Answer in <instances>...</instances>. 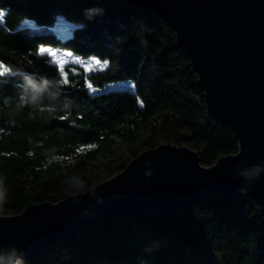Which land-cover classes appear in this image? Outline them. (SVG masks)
<instances>
[{
  "label": "trees",
  "instance_id": "trees-1",
  "mask_svg": "<svg viewBox=\"0 0 264 264\" xmlns=\"http://www.w3.org/2000/svg\"><path fill=\"white\" fill-rule=\"evenodd\" d=\"M0 12V64L9 69L0 76V215L86 192L160 145L196 150L206 167L238 153L159 16L117 0H0ZM40 47L102 67L69 65L66 83ZM29 81L43 86L35 104ZM27 264H264V208L221 194L173 220L111 219Z\"/></svg>",
  "mask_w": 264,
  "mask_h": 264
},
{
  "label": "water",
  "instance_id": "water-1",
  "mask_svg": "<svg viewBox=\"0 0 264 264\" xmlns=\"http://www.w3.org/2000/svg\"><path fill=\"white\" fill-rule=\"evenodd\" d=\"M117 1L172 27L209 115L233 132L239 151L206 167L196 150L160 145L86 192L0 215V264L15 256L27 264L52 244L111 219L173 220L206 197L234 195L264 208V0Z\"/></svg>",
  "mask_w": 264,
  "mask_h": 264
},
{
  "label": "rangeland",
  "instance_id": "rangeland-1",
  "mask_svg": "<svg viewBox=\"0 0 264 264\" xmlns=\"http://www.w3.org/2000/svg\"><path fill=\"white\" fill-rule=\"evenodd\" d=\"M1 18V15H0ZM67 22V21H65ZM57 53V55H55L54 53H50L47 54L48 56H50L54 63L57 65V63L59 64H63L64 61H67L66 67L69 65H75V66H80L81 68H83L85 71L89 72V69H91V71H96L98 69H100L102 66L97 64V63H85L82 60H80L79 58L75 57L74 55H67L66 51H59V50H53ZM46 54V53H45ZM67 72V71H66ZM63 74V73H62ZM64 77V74H63ZM124 87L123 84H119V85H109L106 87V90L110 91V90H115V89H119ZM119 154H125V151L122 149H118Z\"/></svg>",
  "mask_w": 264,
  "mask_h": 264
},
{
  "label": "snow or ice",
  "instance_id": "snow-or-ice-1",
  "mask_svg": "<svg viewBox=\"0 0 264 264\" xmlns=\"http://www.w3.org/2000/svg\"><path fill=\"white\" fill-rule=\"evenodd\" d=\"M0 15H4V13L0 12ZM39 52L41 54L54 53L55 55H57V53L55 51H53L50 47H40ZM67 55L71 56L72 53L69 52V53H67ZM66 64H67L66 60L64 61V63L62 65L57 63L58 70L64 74V80L67 83L69 81V73L66 72ZM89 72H91V69H89ZM8 73H9V69L6 66H4L3 64H0V76H4ZM89 85H90V88H93V85L91 83H89Z\"/></svg>",
  "mask_w": 264,
  "mask_h": 264
},
{
  "label": "clouds",
  "instance_id": "clouds-1",
  "mask_svg": "<svg viewBox=\"0 0 264 264\" xmlns=\"http://www.w3.org/2000/svg\"><path fill=\"white\" fill-rule=\"evenodd\" d=\"M29 87L34 90V95L28 97L27 101L32 103V104H35L37 102V99L39 97V93L42 90L43 86L42 85L38 86L35 83L29 81ZM9 264H25V261L21 257L15 256V257L11 258V260L9 261Z\"/></svg>",
  "mask_w": 264,
  "mask_h": 264
}]
</instances>
